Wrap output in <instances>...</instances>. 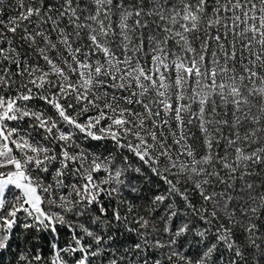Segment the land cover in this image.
<instances>
[{
	"label": "snow or ice",
	"instance_id": "1",
	"mask_svg": "<svg viewBox=\"0 0 264 264\" xmlns=\"http://www.w3.org/2000/svg\"><path fill=\"white\" fill-rule=\"evenodd\" d=\"M0 264H264V0H0Z\"/></svg>",
	"mask_w": 264,
	"mask_h": 264
}]
</instances>
